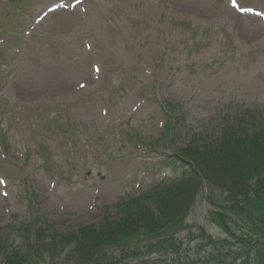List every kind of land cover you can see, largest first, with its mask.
<instances>
[{
    "label": "rangeland",
    "instance_id": "obj_1",
    "mask_svg": "<svg viewBox=\"0 0 264 264\" xmlns=\"http://www.w3.org/2000/svg\"><path fill=\"white\" fill-rule=\"evenodd\" d=\"M237 3L264 12V0ZM238 108L264 109V19L229 0H0V234L17 239L37 216L27 234L46 245L39 229L101 227L123 198L191 187L158 157L201 162L219 117ZM198 187L169 264H209L217 241L233 242L225 254L241 245L210 214L229 213L216 186Z\"/></svg>",
    "mask_w": 264,
    "mask_h": 264
},
{
    "label": "trees",
    "instance_id": "obj_2",
    "mask_svg": "<svg viewBox=\"0 0 264 264\" xmlns=\"http://www.w3.org/2000/svg\"><path fill=\"white\" fill-rule=\"evenodd\" d=\"M186 151H196V148L190 147ZM177 156L170 161L183 169L176 171L181 173L184 183L192 186L156 187L120 205V220L106 218L101 229L82 227L75 239L73 235L70 242H66L75 245L80 255L76 260L72 257L71 264H77L75 261L79 264L118 263L123 260V255L126 257L135 251L133 245H144L146 253L159 250L162 255L166 254L167 262L162 263L165 259L161 256L160 263L153 261L152 264H169V250L179 251L180 248L175 235L186 227L185 219L198 200L201 177L216 186L221 194V208L229 212L210 214L230 237L241 243L239 247H227L225 254V244L231 246L233 242L229 238L217 241L207 263L264 264V114L257 112L238 124L228 125L212 141L206 142L201 153L204 160L194 162L200 173L189 161ZM227 216L237 222L242 220L247 227L245 232L238 234L231 230ZM109 247H113L112 253ZM72 251L77 255L75 249ZM31 254V258L27 253L22 258L17 257V261L25 260L27 264L43 261L36 247Z\"/></svg>",
    "mask_w": 264,
    "mask_h": 264
},
{
    "label": "snow or ice",
    "instance_id": "obj_3",
    "mask_svg": "<svg viewBox=\"0 0 264 264\" xmlns=\"http://www.w3.org/2000/svg\"><path fill=\"white\" fill-rule=\"evenodd\" d=\"M229 3L231 4L232 8L236 12H245L249 11V9L243 7L239 3H237V0H229ZM81 87H84V85H81ZM0 183H3V181H0Z\"/></svg>",
    "mask_w": 264,
    "mask_h": 264
}]
</instances>
